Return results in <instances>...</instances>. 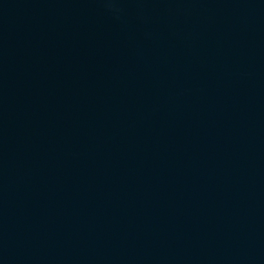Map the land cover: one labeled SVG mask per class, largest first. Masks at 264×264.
I'll return each instance as SVG.
<instances>
[{
	"label": "water",
	"instance_id": "obj_1",
	"mask_svg": "<svg viewBox=\"0 0 264 264\" xmlns=\"http://www.w3.org/2000/svg\"><path fill=\"white\" fill-rule=\"evenodd\" d=\"M0 264H264V0H0Z\"/></svg>",
	"mask_w": 264,
	"mask_h": 264
}]
</instances>
